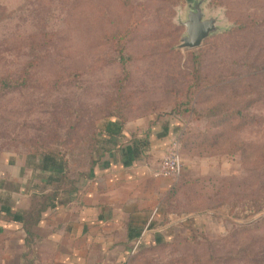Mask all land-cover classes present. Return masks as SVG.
<instances>
[{
    "label": "rangeland",
    "instance_id": "rangeland-1",
    "mask_svg": "<svg viewBox=\"0 0 264 264\" xmlns=\"http://www.w3.org/2000/svg\"><path fill=\"white\" fill-rule=\"evenodd\" d=\"M188 1L0 0V79L28 72L22 88L6 89L0 81V168L11 155L51 145L53 131L64 137L62 109L105 105L116 95L122 65L113 61L111 35L119 31L131 34L125 64L129 80L121 93L129 99L132 120L144 118L140 113L147 101L155 113L169 111V90L185 89L192 51L200 53L210 80L236 62L264 64V0H209L205 8L221 10L229 28L197 49L178 50L184 28L175 19ZM237 24L244 27L232 31ZM244 85L235 90L243 91ZM254 87L255 94L264 93V83ZM231 94L230 87L220 95L204 93L203 99L210 98L205 107ZM244 113L246 122L228 120L184 146L182 173L172 186L178 185V192L160 226L163 231L170 217L175 220L170 238L131 255L129 264H264V229L237 231L262 217L264 208L235 217L264 203V99ZM183 120L194 135L207 129L204 121Z\"/></svg>",
    "mask_w": 264,
    "mask_h": 264
},
{
    "label": "crops",
    "instance_id": "crops-1",
    "mask_svg": "<svg viewBox=\"0 0 264 264\" xmlns=\"http://www.w3.org/2000/svg\"><path fill=\"white\" fill-rule=\"evenodd\" d=\"M176 125V120L154 115L127 122L125 137L135 133L147 141L145 161H129L118 152L92 158L94 174H74L71 190L60 191L55 207L35 225H28L31 197L49 173L38 166V157L5 158L0 168V264H121L131 253L129 233L145 237L162 230L147 227L160 222L156 212L173 181L152 173L177 139ZM173 224L170 217L167 227Z\"/></svg>",
    "mask_w": 264,
    "mask_h": 264
},
{
    "label": "trees",
    "instance_id": "trees-1",
    "mask_svg": "<svg viewBox=\"0 0 264 264\" xmlns=\"http://www.w3.org/2000/svg\"><path fill=\"white\" fill-rule=\"evenodd\" d=\"M185 1L187 0H176V3L182 5ZM3 18L4 15L0 13V21ZM243 27L242 24H237V27L232 29V31H240ZM130 35L129 31H119L111 35L112 40H116L115 52L117 53L113 61L117 60V62L122 65V77L116 81V95L107 100L105 105L102 104L95 107L78 106L73 108H69V106L62 109V111H64V117L60 124L61 126H67L64 137L63 134H61L60 137L58 131H53L55 138L51 145L46 147L41 144L32 151L24 153L28 155L31 160L38 157L40 159V164L38 166L44 172L49 173L47 183H45L43 187L38 188L40 191H36L37 194L31 197V216L29 217L28 225H35L44 212L55 207V202L60 191H65L67 189L71 190L69 187L72 184L70 178H72L74 174L83 175V177L86 178L94 174L96 166L92 158L97 157L100 159L113 152H118L128 157L129 161L136 160L138 163L145 161L146 139L136 137L135 133L128 135V137L124 136V126L127 122L132 120L130 118L131 105H127L126 103L129 99L126 101V98L123 97L121 93L129 80L125 64L130 60L126 51V45ZM108 41L107 43H109ZM38 45L39 47H44L46 43H38ZM189 54L191 69L189 77L186 80L185 89L182 91L177 89L169 90V111L164 114L155 113L156 108L151 107L152 103L147 101L145 104H147L146 107L148 106V108L140 113L141 117L157 114L155 116H157L158 119L160 117H165L176 120L180 154L185 145L193 142V139H195L194 137L198 138L204 136L210 127L218 128L222 123L228 120H233L234 122H240L242 120L246 122L247 115L244 112L252 108L259 100L264 99L263 92L255 94L254 91V84L264 83L263 63L236 62L226 73H221L216 76L214 80H210L211 78L209 75L203 73L200 53L192 51ZM27 74L28 72L25 71L22 77L18 79H12L10 75H6L1 77L0 81L2 86L6 89L12 90L16 87L22 88L27 86ZM71 76L77 77L78 73H69L68 77ZM248 80L252 84H246ZM240 84H245L243 86V91L237 92L235 86ZM228 87H230L232 92L231 95H225L227 98H225L224 101L211 103L205 107L204 100H209L210 98L208 96V98L203 99L204 93L213 94L219 92L220 95V92ZM254 94L255 96L252 97ZM183 119H188L189 122L204 121L207 128L205 130L206 132L203 131L202 133L194 135ZM77 133H79L78 136ZM165 133L166 132H164V134ZM70 137L71 139L74 138V143H71L73 140H70ZM67 144L70 146L72 145L70 151H66ZM74 151L77 152V157H72L75 153ZM45 190H50V193L44 194ZM177 192L178 185L172 187L167 192L164 196L162 205L156 212V217L158 220L160 219V222L151 221L147 227L148 230L160 228V226L165 223L164 221L169 213L167 210L170 207V202L177 195ZM262 208H264V203L254 209H242L235 217L244 219ZM26 223L24 219L23 228L25 231H28ZM260 228L264 229V215L248 225L237 227V231ZM171 233V226L166 227L163 231L151 233L145 237L142 236V233H129L128 240L131 242V253L133 251V254L130 253L121 264H129L131 255H141L145 251L153 250L161 244H164L167 239L170 238ZM231 236L233 237V234ZM209 259L213 261L212 257ZM257 262L261 263L262 261L259 258L256 260V263Z\"/></svg>",
    "mask_w": 264,
    "mask_h": 264
},
{
    "label": "water",
    "instance_id": "water-1",
    "mask_svg": "<svg viewBox=\"0 0 264 264\" xmlns=\"http://www.w3.org/2000/svg\"><path fill=\"white\" fill-rule=\"evenodd\" d=\"M209 0H189L183 11L178 10L175 22L184 28L175 47L178 50H194L213 36L225 32L226 25L221 10H207Z\"/></svg>",
    "mask_w": 264,
    "mask_h": 264
},
{
    "label": "built area",
    "instance_id": "built-area-1",
    "mask_svg": "<svg viewBox=\"0 0 264 264\" xmlns=\"http://www.w3.org/2000/svg\"><path fill=\"white\" fill-rule=\"evenodd\" d=\"M181 173L182 160L179 152L178 140L173 139L170 141L165 154L152 173V177L176 181L180 178Z\"/></svg>",
    "mask_w": 264,
    "mask_h": 264
}]
</instances>
